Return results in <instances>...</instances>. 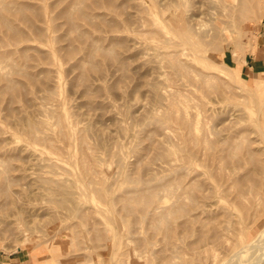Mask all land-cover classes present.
Segmentation results:
<instances>
[{
  "label": "rangeland",
  "instance_id": "374dc122",
  "mask_svg": "<svg viewBox=\"0 0 264 264\" xmlns=\"http://www.w3.org/2000/svg\"><path fill=\"white\" fill-rule=\"evenodd\" d=\"M255 1L234 0L245 8L220 14L207 0H0V16L13 28L0 19V256L15 264H106L116 218L114 264H135L126 255L134 242L121 200L146 185L174 184L180 173L217 174L222 164L204 152L220 149L224 117L255 129L249 108L264 97V0ZM174 17L195 30L226 26L205 47L226 65L212 70L219 81L203 83L194 72L193 84L174 79L165 57L173 33L164 22ZM170 99L176 112L163 118ZM190 149L199 153L189 162ZM254 165L247 158L238 173L248 191ZM251 193L250 236L264 227V188Z\"/></svg>",
  "mask_w": 264,
  "mask_h": 264
},
{
  "label": "bare ground",
  "instance_id": "6f19581e",
  "mask_svg": "<svg viewBox=\"0 0 264 264\" xmlns=\"http://www.w3.org/2000/svg\"><path fill=\"white\" fill-rule=\"evenodd\" d=\"M207 1L209 2L210 8L220 11V14L221 11H227L231 14L242 6V8H245L243 3L239 5L238 3L235 4L234 0ZM176 12L179 13L174 8V13ZM148 14L151 23L156 27L158 24L157 17L152 10ZM0 19L7 27V30H13L11 24L3 15L0 16ZM165 21L169 23V28L173 33V37H168L167 41H170V43L172 41L174 51L166 53L165 57L169 67L174 70V79L177 77H185L193 84L195 78L192 73L194 72L198 77L196 80H200L203 83L219 81V75L212 70L223 63L212 59L211 54L207 52L208 49H205V47L208 44L215 46L214 40L218 37V35H215L216 32L226 30V26L221 28L219 25H213V27H209L210 29L201 31L193 29L181 17H174V23L170 19L167 20V18ZM131 22L133 21L131 20ZM68 23L70 27H74L72 21L68 20ZM209 36L211 41L206 42V37ZM224 40L229 42L226 34ZM194 63H199L202 67L209 69L208 72L194 69L192 66ZM224 65H221V67ZM230 72L236 78V74L238 73L237 68L234 70L230 69ZM239 86L244 90V84L240 82ZM154 92L155 96L160 98L161 94H159L158 89H155ZM177 93L178 90L174 89V101L178 94H180ZM253 99L256 106L255 110L249 108V116L253 118V115H255L256 117H254V120L250 118L249 121L254 125L255 129H239L237 128L240 123L238 118L231 121L230 118L224 117L222 121L224 125L222 127L223 135L219 140H216V143L221 144L220 149L204 152L205 155L207 153V156H211L212 159L216 158L217 163L222 164L220 167L218 165L217 174H209L207 179L200 180L199 173L194 174L189 179L186 178L189 173H180L179 176H174V184L172 181H169L170 183L166 182L160 186L146 185L144 188H139L135 194L121 200L123 201L122 208L128 224V233L132 237L130 241L134 242V245L127 250L128 253L126 254L132 263L264 264V227L250 236L248 226H246L249 209L252 207L250 194L254 192L260 195L261 190L264 188V157L262 156L264 154V97H253ZM174 101L170 99V112L165 113L163 118H167L171 111H174ZM175 107L178 106L175 105ZM177 120L181 124L189 125L188 121H185L181 117ZM27 125L28 130L31 131L32 123L28 122ZM249 134H253L254 136L252 138L246 136ZM205 139L204 144H206ZM244 142L247 143L245 155L241 153ZM207 145L211 148V143H208V141ZM84 146V140H81L80 147L83 149ZM206 146L205 148H208ZM193 150L195 149L188 151L187 160L189 162L195 157L194 155L199 153L198 150ZM170 155L171 152L167 151L162 157L168 159ZM182 155L184 156V154ZM247 158L254 161L255 168L253 172L256 175L251 180L249 191L243 188L244 177L238 176L239 171L243 168L244 160H247ZM167 197L173 198L171 204L166 203ZM59 204H62V201H59ZM112 219V227L107 231L106 245L107 247L111 246L110 254L112 253L113 255L110 256L108 250L104 251V254L106 253V256L109 257L105 261L106 264H114L115 250H117L118 244L120 243V231H116L114 227L117 219ZM158 235L160 236L158 237ZM156 245H158V248H155ZM148 256H151V262L147 263L146 258Z\"/></svg>",
  "mask_w": 264,
  "mask_h": 264
},
{
  "label": "crops",
  "instance_id": "0c3cea01",
  "mask_svg": "<svg viewBox=\"0 0 264 264\" xmlns=\"http://www.w3.org/2000/svg\"><path fill=\"white\" fill-rule=\"evenodd\" d=\"M16 260L14 258H4L3 256H0V264H15Z\"/></svg>",
  "mask_w": 264,
  "mask_h": 264
}]
</instances>
